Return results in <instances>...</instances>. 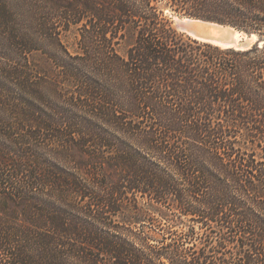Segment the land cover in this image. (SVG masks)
Returning a JSON list of instances; mask_svg holds the SVG:
<instances>
[{
    "label": "trees",
    "instance_id": "obj_1",
    "mask_svg": "<svg viewBox=\"0 0 264 264\" xmlns=\"http://www.w3.org/2000/svg\"><path fill=\"white\" fill-rule=\"evenodd\" d=\"M165 9L264 35V0H0V264H264V43Z\"/></svg>",
    "mask_w": 264,
    "mask_h": 264
},
{
    "label": "water",
    "instance_id": "obj_2",
    "mask_svg": "<svg viewBox=\"0 0 264 264\" xmlns=\"http://www.w3.org/2000/svg\"><path fill=\"white\" fill-rule=\"evenodd\" d=\"M178 23L179 28L192 39L220 47L246 50L261 47L264 43V35L230 23L187 15Z\"/></svg>",
    "mask_w": 264,
    "mask_h": 264
},
{
    "label": "rangeland",
    "instance_id": "obj_3",
    "mask_svg": "<svg viewBox=\"0 0 264 264\" xmlns=\"http://www.w3.org/2000/svg\"><path fill=\"white\" fill-rule=\"evenodd\" d=\"M165 14L170 18V20L172 21V25L173 27L178 31V32H183L180 28H179V23L178 20H181L185 17V15L176 13L172 10H168L165 9ZM186 34V33H185ZM78 32L75 30L74 27H72L70 30L66 31L64 33L63 36V41L66 44L67 48L69 49L70 52L74 53L75 51L78 50L77 48V42H78ZM131 41V39H128L126 41H123L118 47V51L120 53H124L126 50V47L128 45V43ZM4 46H0V60L4 61L7 60V58H5V56L8 53V49L7 46L4 48H1ZM48 48L44 47L40 50H36V51H32L29 55L28 58L31 60L32 63H34L36 66H39L40 68H44L47 69L50 66V60H49V56H48ZM11 56V54H10ZM17 59H19L18 57H15Z\"/></svg>",
    "mask_w": 264,
    "mask_h": 264
},
{
    "label": "bare ground",
    "instance_id": "obj_4",
    "mask_svg": "<svg viewBox=\"0 0 264 264\" xmlns=\"http://www.w3.org/2000/svg\"><path fill=\"white\" fill-rule=\"evenodd\" d=\"M184 19V18H183ZM178 22H179V20H178Z\"/></svg>",
    "mask_w": 264,
    "mask_h": 264
}]
</instances>
